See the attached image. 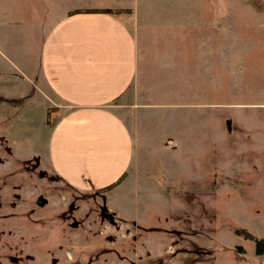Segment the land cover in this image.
Masks as SVG:
<instances>
[{
	"label": "rangeland",
	"instance_id": "1",
	"mask_svg": "<svg viewBox=\"0 0 264 264\" xmlns=\"http://www.w3.org/2000/svg\"><path fill=\"white\" fill-rule=\"evenodd\" d=\"M80 1L4 2L7 18L32 30L20 36L27 66H37L50 24ZM218 20V106L199 105L206 86L201 97L189 84L182 94L159 83L139 94L123 116L128 160L108 189L83 164L81 185L57 177L51 103L29 84L21 99L3 100L12 87L0 82V264H264L253 238L234 232L264 239V0H219ZM195 25L186 13L190 62Z\"/></svg>",
	"mask_w": 264,
	"mask_h": 264
},
{
	"label": "crops",
	"instance_id": "2",
	"mask_svg": "<svg viewBox=\"0 0 264 264\" xmlns=\"http://www.w3.org/2000/svg\"><path fill=\"white\" fill-rule=\"evenodd\" d=\"M4 2L0 0V58L9 68L1 63L0 77L9 79L0 82L11 85L12 96L2 98L21 99L29 84L51 103L49 118L55 122L46 124L51 166L66 182L81 185L82 164L103 186L124 172L132 132L123 116L153 85H178L182 94L189 84L200 97L206 86L199 105L218 106L219 0H81L50 24L34 68L27 66L29 51L21 44L32 30L18 19L9 20ZM153 7L160 8L153 14ZM186 13L199 28L189 32L198 39L191 62ZM12 22L15 28L7 31ZM188 62L196 71L189 83L180 76ZM154 72L177 80L154 81Z\"/></svg>",
	"mask_w": 264,
	"mask_h": 264
},
{
	"label": "trees",
	"instance_id": "3",
	"mask_svg": "<svg viewBox=\"0 0 264 264\" xmlns=\"http://www.w3.org/2000/svg\"><path fill=\"white\" fill-rule=\"evenodd\" d=\"M103 11L109 12L110 10L109 9H105ZM115 182H117V181H115ZM115 182H112V183L104 186L103 188L108 189V188L112 187ZM234 232L236 234H243V236H245V237H252L253 240H254V243H255V252H256V254H261V253L264 252V239H262V238H254L249 232H247L244 229H236V230H234Z\"/></svg>",
	"mask_w": 264,
	"mask_h": 264
},
{
	"label": "water",
	"instance_id": "4",
	"mask_svg": "<svg viewBox=\"0 0 264 264\" xmlns=\"http://www.w3.org/2000/svg\"><path fill=\"white\" fill-rule=\"evenodd\" d=\"M42 202H43V203H45V202H46V200H45V199H43V200H42Z\"/></svg>",
	"mask_w": 264,
	"mask_h": 264
}]
</instances>
